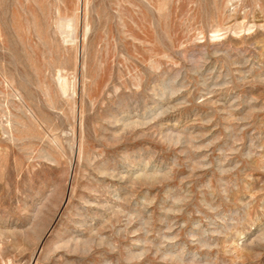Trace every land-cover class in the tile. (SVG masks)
I'll return each mask as SVG.
<instances>
[{
	"label": "rangeland",
	"instance_id": "rangeland-1",
	"mask_svg": "<svg viewBox=\"0 0 264 264\" xmlns=\"http://www.w3.org/2000/svg\"><path fill=\"white\" fill-rule=\"evenodd\" d=\"M0 264H264V0H0Z\"/></svg>",
	"mask_w": 264,
	"mask_h": 264
},
{
	"label": "bare ground",
	"instance_id": "bare-ground-1",
	"mask_svg": "<svg viewBox=\"0 0 264 264\" xmlns=\"http://www.w3.org/2000/svg\"><path fill=\"white\" fill-rule=\"evenodd\" d=\"M131 1V0H130ZM138 4V3H137ZM130 5H131V3H130ZM133 5V4H132ZM118 6V5H117ZM134 6V5H133ZM163 6V5H162ZM124 7V6H123ZM123 7H122V9H123ZM139 8V7H138ZM120 10V9H119ZM140 10H141V8H140ZM129 11V10H128ZM162 11V10H161ZM129 13V12H128ZM125 15H126V13H125ZM128 16V15H127ZM64 18V17H63ZM67 18V17H66ZM133 19V18H132ZM134 20V19H133ZM135 21V20H134ZM64 23V26H62L63 28H65V29H69V31L71 30V31H74V30H76V26H75V23H76V20H75V18H70V19H67L65 22H63ZM62 23V24H63ZM61 24V25H62ZM136 24V23H135ZM59 26V25H58ZM62 27L60 26V27H58V28H61L62 29ZM86 30H85V38L87 37V35H88V33H89V31H90V29H89V26L87 25V27L85 28ZM125 29H127V28H125ZM60 30V29H59ZM63 31V30H62ZM70 31V32H71ZM76 32V31H75ZM64 33V32H63ZM66 33H67V31H66ZM65 33V34H66ZM69 33V32H68ZM69 35V34H68ZM72 35V34H71ZM73 35H74V33H73ZM64 36V35H63ZM71 37V36H70ZM66 39V38H65ZM74 40V39H73ZM72 39L70 40V41H73ZM75 41V40H74ZM61 76V75H60ZM59 78H60V80H59ZM58 78V82H59V91H61L62 93H64V95L66 94V93H68L70 90H72V94L73 95H71V97H73L75 94H76V86H75V83H73V85L71 86L70 85V83L66 80V79H64V77H59ZM76 96V95H75ZM74 96V97H75ZM73 97V98H74Z\"/></svg>",
	"mask_w": 264,
	"mask_h": 264
}]
</instances>
